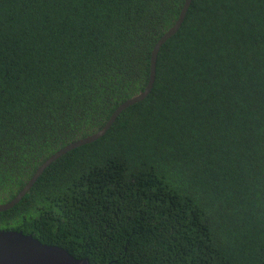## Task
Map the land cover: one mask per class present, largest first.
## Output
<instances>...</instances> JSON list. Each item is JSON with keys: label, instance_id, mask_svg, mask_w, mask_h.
Masks as SVG:
<instances>
[{"label": "trees", "instance_id": "obj_1", "mask_svg": "<svg viewBox=\"0 0 264 264\" xmlns=\"http://www.w3.org/2000/svg\"><path fill=\"white\" fill-rule=\"evenodd\" d=\"M186 0H0V202L148 85ZM90 264H264V0H193L147 98L52 163L0 231Z\"/></svg>", "mask_w": 264, "mask_h": 264}, {"label": "water", "instance_id": "obj_2", "mask_svg": "<svg viewBox=\"0 0 264 264\" xmlns=\"http://www.w3.org/2000/svg\"><path fill=\"white\" fill-rule=\"evenodd\" d=\"M193 0H186L182 8L181 14L176 24L164 34L154 47L151 57V72L147 87L141 93L133 96L124 102L112 115L106 126L98 133L73 142L59 150L51 156L38 170L34 178L25 186V188L13 200L6 203L0 202V212L7 211L15 207L22 198L31 190L39 176L57 159L68 153L69 151L90 144L103 137L122 111L137 104L147 98L151 93L157 73V61L159 52L163 44L177 33L183 21L186 18L189 7ZM0 264H90L88 259H79L73 256L68 250L54 245H48L40 242L32 235L24 234L21 231L7 230L0 231Z\"/></svg>", "mask_w": 264, "mask_h": 264}, {"label": "clouds", "instance_id": "obj_3", "mask_svg": "<svg viewBox=\"0 0 264 264\" xmlns=\"http://www.w3.org/2000/svg\"><path fill=\"white\" fill-rule=\"evenodd\" d=\"M117 109H118V108H117ZM115 112H116V111H115ZM115 112H114V113H115ZM114 113H113V114H114ZM111 117H112V116H111ZM118 117H119V116H118ZM117 119H118V118H117ZM117 119H116V120H117ZM109 120H110V119H109ZM109 120H108V122H109ZM116 120H115V122H116ZM108 122H107V123H108ZM115 122H114V123H115ZM107 123H106V124H107ZM114 123H113V125H114ZM113 125H112V126H113ZM105 126H106V125H105ZM105 126H104V127H105ZM112 126H111V127H112ZM104 127H103V128H104ZM111 127H110V129H111ZM103 128H102V129H103ZM102 129H101V130H102ZM110 129H109V130H110ZM101 130H99V131H101ZM109 130H108V131H109ZM99 131H98V132H99ZM108 131H107V132H108ZM98 132H96V133H98ZM96 133H94V134H96ZM94 134H92V135H94ZM106 134H107V133H106ZM92 135H90V136H92ZM88 137H89V136H88ZM101 138H102V137H101ZM98 140H99V139H98ZM9 202H10V201H9Z\"/></svg>", "mask_w": 264, "mask_h": 264}]
</instances>
